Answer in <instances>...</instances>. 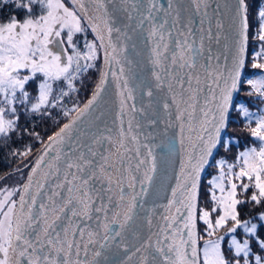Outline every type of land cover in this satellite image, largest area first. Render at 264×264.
Here are the masks:
<instances>
[{"label": "snow or ice", "instance_id": "obj_1", "mask_svg": "<svg viewBox=\"0 0 264 264\" xmlns=\"http://www.w3.org/2000/svg\"><path fill=\"white\" fill-rule=\"evenodd\" d=\"M9 3L0 152L17 166L0 183L23 179L0 187V264H264V0ZM159 124L176 132L156 144ZM157 148L178 170L149 207Z\"/></svg>", "mask_w": 264, "mask_h": 264}, {"label": "water", "instance_id": "obj_2", "mask_svg": "<svg viewBox=\"0 0 264 264\" xmlns=\"http://www.w3.org/2000/svg\"><path fill=\"white\" fill-rule=\"evenodd\" d=\"M213 7L215 5L213 4ZM87 99V98H86ZM85 99V100H86ZM139 101V97H138ZM117 106V100L115 97V89L110 88L109 93L105 96V98L101 101L100 104V110L104 111L106 113V119L110 120L112 115L114 114ZM162 116V112L160 113ZM165 124H159L155 129L149 127L148 131H154L155 133V139L153 140V143L159 144L161 141H167L170 140L175 132V128H170L167 130V133L164 132ZM176 147L178 149L179 145L176 144ZM158 154V171H157V181L156 184L153 186L152 193L146 197L148 200V205L151 206L152 202L155 201L156 204H163L166 203V201L163 199L164 196H166L170 189L167 187L168 184L174 183V180H172V174L175 170H178V155H173L172 157H169L167 160V163L164 160L160 159V149H156ZM157 193L159 194V198H157ZM145 231V235H146Z\"/></svg>", "mask_w": 264, "mask_h": 264}, {"label": "trees", "instance_id": "obj_3", "mask_svg": "<svg viewBox=\"0 0 264 264\" xmlns=\"http://www.w3.org/2000/svg\"><path fill=\"white\" fill-rule=\"evenodd\" d=\"M260 2H261V0H253V7L255 8ZM14 11H17V10L14 8L13 4H11V3L4 5L3 7H0V18H6L7 16L11 15ZM251 21H252V18H250V22ZM88 38L92 39L91 34H89ZM256 49H257V44L252 41V38L250 35L249 44H248V64L245 68V77H244L245 79H247L248 76H251V75L258 73L260 71L258 69H252L251 68L252 52ZM90 76H91L92 82H94L96 79V74L93 72V73H90ZM90 91H91V84L89 85L88 93H90ZM247 91H248V86L246 84H242L241 91H240V97L242 99H247V97L245 96V93ZM88 93H86L84 91L81 92V94H80L81 102H83L87 98ZM253 110H255V109H253ZM234 119H235V117H234ZM61 122H63V121H61ZM30 123L31 122H29V124H25V121L23 119L21 120L22 125L30 126ZM37 124H38V127L36 128V130L39 131L41 133V135H44L45 138H46L47 134H51V132L55 130V128L52 126L53 122L51 120L46 121V122H42V123L37 121ZM241 127H242L241 124L233 123L232 125H230L229 131L232 132L235 136H239L241 140H247L246 134L241 132ZM248 142L250 143L251 141H248ZM36 147H39V145H37ZM233 151H236V149L234 148ZM16 166H17L16 160H10L6 157L5 152H0V176H3L5 173L10 172ZM208 171L211 173L212 169H209ZM24 175L25 176L27 175L26 171H25ZM17 176L18 175H13V176H10L9 178L17 177ZM22 179L23 178L21 177V179L19 180V183L20 182L22 183ZM206 179H207V177H205V180ZM205 187H206V184L202 185V189H201L202 194H203V190Z\"/></svg>", "mask_w": 264, "mask_h": 264}, {"label": "rangeland", "instance_id": "obj_4", "mask_svg": "<svg viewBox=\"0 0 264 264\" xmlns=\"http://www.w3.org/2000/svg\"><path fill=\"white\" fill-rule=\"evenodd\" d=\"M260 72V71H259ZM258 72V73H259ZM256 73V74H258ZM21 179L20 176L17 177H12V178H8L6 180H4L1 184L0 187H4V186H14L17 185V183L19 184V180ZM21 183V182H20Z\"/></svg>", "mask_w": 264, "mask_h": 264}, {"label": "flooded vegetation", "instance_id": "obj_5", "mask_svg": "<svg viewBox=\"0 0 264 264\" xmlns=\"http://www.w3.org/2000/svg\"><path fill=\"white\" fill-rule=\"evenodd\" d=\"M256 75V73L255 74H253V75H251V76H248L247 78H251V77H253V76H255Z\"/></svg>", "mask_w": 264, "mask_h": 264}]
</instances>
